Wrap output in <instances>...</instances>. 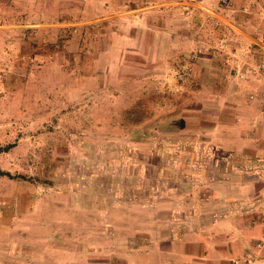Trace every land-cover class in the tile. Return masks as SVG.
Returning <instances> with one entry per match:
<instances>
[{
	"label": "rangeland",
	"instance_id": "374dc122",
	"mask_svg": "<svg viewBox=\"0 0 264 264\" xmlns=\"http://www.w3.org/2000/svg\"><path fill=\"white\" fill-rule=\"evenodd\" d=\"M208 1L241 9L231 17L264 45V0ZM133 2L143 3L0 0V170L11 176H0V264L54 262L49 248L76 251L87 230L97 241L96 216L175 184V166L207 178L214 160L222 168L234 115L248 122L247 151L263 147L264 86L241 80L253 62L230 52L243 38H217L215 20L170 0L130 13Z\"/></svg>",
	"mask_w": 264,
	"mask_h": 264
},
{
	"label": "crops",
	"instance_id": "0c3cea01",
	"mask_svg": "<svg viewBox=\"0 0 264 264\" xmlns=\"http://www.w3.org/2000/svg\"><path fill=\"white\" fill-rule=\"evenodd\" d=\"M152 1L130 3L129 12L146 10ZM170 1L172 6H182L191 12L193 20L207 15L230 35L235 33L242 37L246 48L241 49L232 42L230 52L235 58L254 62L252 49L261 43L241 30L231 17L241 9L235 6L231 15H227L218 13L208 0H178L174 5V0ZM164 5L169 6V2ZM260 110L264 113V108ZM233 117L236 134L227 141L230 147L217 148L223 151L222 168L216 167L217 160H214L208 168V177L203 179L202 169L175 166L172 170L175 184L166 182L159 190L150 189L153 192L144 202L131 197L124 206L118 204L111 216H96V220L102 222L101 227L96 228L97 241L90 238L87 230L85 235L80 234L76 251L65 245L49 248V255L56 260L48 264H264V247L261 250L256 247L264 242V215L258 212L264 209L260 207L264 199L261 197L264 193V137L263 147L257 154L249 153L247 147L254 142L245 134L244 124L248 122L241 116ZM263 119L258 116L256 125L263 128ZM262 132L264 135V128ZM194 153L200 157L198 150ZM218 156L210 152L206 155L214 159ZM188 171L199 172L200 178H189ZM159 178L163 183L171 180L167 175ZM248 202L252 207L250 211L244 210ZM217 204L222 209L215 210Z\"/></svg>",
	"mask_w": 264,
	"mask_h": 264
},
{
	"label": "built area",
	"instance_id": "2783aa9c",
	"mask_svg": "<svg viewBox=\"0 0 264 264\" xmlns=\"http://www.w3.org/2000/svg\"><path fill=\"white\" fill-rule=\"evenodd\" d=\"M263 49V48H261ZM264 51V50H262ZM240 79L245 81V82H259L262 83L264 86V52L260 54L258 57L254 59V62L248 66L243 68V71L240 73ZM260 93L258 90H254L249 94V99L251 101L256 100L257 98L260 97ZM262 106L264 108V98L262 99ZM257 248H262L264 247V242H260L256 245Z\"/></svg>",
	"mask_w": 264,
	"mask_h": 264
},
{
	"label": "trees",
	"instance_id": "16d2710c",
	"mask_svg": "<svg viewBox=\"0 0 264 264\" xmlns=\"http://www.w3.org/2000/svg\"><path fill=\"white\" fill-rule=\"evenodd\" d=\"M214 31H215V34H216V37L220 38L221 36L225 35V30L223 27L219 26V25H216L215 28H213ZM9 147H5L4 149L0 148V152L1 151H6ZM0 176H7L8 178H11V176L7 173H4V172H1L0 170Z\"/></svg>",
	"mask_w": 264,
	"mask_h": 264
}]
</instances>
